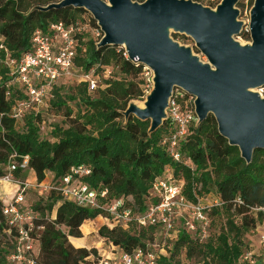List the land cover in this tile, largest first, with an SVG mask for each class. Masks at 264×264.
<instances>
[{"label":"trees","instance_id":"1","mask_svg":"<svg viewBox=\"0 0 264 264\" xmlns=\"http://www.w3.org/2000/svg\"><path fill=\"white\" fill-rule=\"evenodd\" d=\"M61 1L0 0V37L4 38L14 57L30 50L37 30H47L58 22L84 26L79 18L87 13L84 9L43 10ZM125 53L124 48L100 47L93 41L84 46L82 41L75 61L77 67L86 73L94 70L95 75L102 78L104 68L119 67L125 77L119 79L112 74L105 79L103 88L95 92L99 94L95 97L89 93L86 82L79 87L78 95L69 97L62 93L67 82L55 85L48 106L39 113L27 114L21 122L11 117L12 106L15 100L26 99L27 95L12 87V95L7 98L6 90L1 89L0 167L7 166L13 153L18 159L28 156L30 169L41 183L46 180L47 173H53L55 180H59L69 175L72 167L85 165L92 172L83 181L99 192L108 191L104 202L121 201V210H131L135 218L156 203L155 198H150L152 186L166 168L171 167L175 177L184 181V196L194 204L199 202L202 190L214 184L221 200V208H215L214 212L228 215L227 229L217 236L209 235L203 242L182 229L175 240V256L185 250L187 258L200 255L205 264H261L253 257L244 260V240L251 231L264 225V150H256L252 162L247 164L239 148L231 146L220 135L217 121L211 114L204 122L191 127L181 145L180 152L189 162L173 161L161 145L170 133L167 121L150 133V121L125 116L129 102L144 94V81L139 77L145 68ZM131 76L133 79H129ZM70 101L76 102V115ZM52 109L58 113L64 110L69 124L48 123ZM15 175L25 179L24 173L16 172ZM42 199L46 200V205L28 206L38 216L36 224L44 227L39 237L40 262L98 263L97 250L77 249L72 244L83 243L84 240L77 238L83 237L81 227L86 221L107 213L78 207L55 191L43 195ZM9 230L0 200V264L16 246L15 232L9 233ZM157 230V226L144 228L134 221L129 229L104 226L99 234L121 252L131 254L137 249H147L155 241ZM160 261L173 264V257L160 256Z\"/></svg>","mask_w":264,"mask_h":264},{"label":"water","instance_id":"2","mask_svg":"<svg viewBox=\"0 0 264 264\" xmlns=\"http://www.w3.org/2000/svg\"><path fill=\"white\" fill-rule=\"evenodd\" d=\"M239 0H223L211 10L192 0H62L43 10L73 7L88 11L104 33L99 46L124 47L130 60L154 74V89L144 108L132 104L125 111L150 121V133L166 119L175 89L194 97L199 123L213 115L222 137L238 147L250 164L256 150H264V0L251 10V45L235 37L242 32ZM190 36L209 63L180 46L170 31Z\"/></svg>","mask_w":264,"mask_h":264},{"label":"built area","instance_id":"3","mask_svg":"<svg viewBox=\"0 0 264 264\" xmlns=\"http://www.w3.org/2000/svg\"><path fill=\"white\" fill-rule=\"evenodd\" d=\"M85 27L79 23L67 25L63 22L51 24L47 30H37L32 39L29 51L14 57L11 50L0 37V90L5 89L7 98L12 95V87L18 88L27 95L26 99L15 100L11 117L21 122L27 114L43 111L53 98L51 92L55 85L71 80L75 75V64L78 48L84 42L82 36ZM99 44V43H98ZM128 57L127 52L124 54ZM113 67L104 68L103 77L113 74ZM100 76L95 71L84 73L81 82L88 84L90 94L99 88ZM12 91V92H11ZM188 96V97H187ZM195 98L181 89H175L166 110V119L170 124V133L163 138L161 145L167 150L173 161L189 162L180 152L183 142L190 133L192 126L199 124L196 114ZM44 130V128H43ZM7 173L0 176V185L11 183L16 192L9 201H2L3 213L10 227L15 232L16 246L10 260L14 264H43L40 262L39 237L43 226H38V216L25 205V195L31 189V183L16 177V172L31 171L29 157L20 159L13 153L7 164ZM91 169L85 165L72 167L70 174L62 179L51 182L37 183L42 194L51 191L59 193L64 200L72 202L81 208L102 210L106 214L108 227L129 229L132 222L141 227L157 226L165 231L167 238L177 240L181 229H177V221L185 218L184 229L197 236L200 241L209 237V217L207 207L200 202L194 204L183 194L184 181L177 179L171 167H167L163 175L158 177L150 191V198L156 203L151 204L146 212L135 218L129 209H122V202L105 203L108 191L99 192L83 180L91 175ZM238 202L241 203L240 199ZM264 211V209H263ZM102 217V216H101ZM260 246L264 252V225L257 231ZM118 248V247H117ZM99 251V262L96 264H163L160 256L147 249H137L133 253H123L107 261ZM252 254H247L244 260H250ZM92 258V257H90Z\"/></svg>","mask_w":264,"mask_h":264},{"label":"rangeland","instance_id":"4","mask_svg":"<svg viewBox=\"0 0 264 264\" xmlns=\"http://www.w3.org/2000/svg\"><path fill=\"white\" fill-rule=\"evenodd\" d=\"M108 2V0H104ZM141 1V0H140ZM146 0H144L145 2ZM223 0H199V1H194L197 2L204 7H207L211 10H216L217 7L222 3ZM137 3H142L138 1H134ZM255 0H239L235 4V9L239 11V16L237 18L238 21L243 23L242 27V32L239 36L235 37L236 41H238L242 46H247L251 45L252 43V38L250 34V22H251V10L254 6ZM79 18L81 19L82 22H84V27H85V32H84V42L83 45L86 46V43L89 41L95 42L97 45L100 43V41L104 37V33L102 32L101 28L98 26L97 21L93 18V16L87 11L86 14H82L81 16L79 15ZM170 36L171 38L177 42L180 46H183L185 48H189L192 50V53L194 56L198 57L199 60L203 63H209L208 59L205 55L201 53V51L196 47L195 41L190 37L182 33H176L173 30L170 31ZM120 48H124L123 46ZM125 49V48H124ZM126 51V49H125ZM84 73H86L81 67H77L75 70V75L74 77L66 81L63 85V95L66 97L73 96V95H78L79 93V87L83 82H81V77H83ZM113 75L115 78H123L125 75L121 72L119 67L115 68L113 70ZM144 81V85L142 86L144 89V94L142 97L139 99H134L129 102V105H136L139 108H144L145 103L147 101L148 96L151 94V92L154 89V74L153 72L148 69L146 66L144 68L143 74L139 77ZM138 78V79H139ZM129 79H133L131 76ZM137 81V79H134ZM105 83V78H102L100 76L99 78V86L100 90L103 88V85ZM255 92L260 94L262 98H264V87L256 89ZM92 97L98 96V93H92ZM71 107L74 109V115L77 114V106L75 101H70L69 102ZM64 110L62 112H57L56 110L52 109L49 111V117H48V123H64V124H69V119H67L65 116ZM133 116V115H132ZM135 117V116H134ZM7 166H1L0 167V173L5 172L7 173ZM24 178L29 177V172L24 173ZM1 176V174H0ZM31 179L33 178V175ZM53 175L50 173H47L46 179H48L49 182L53 180ZM215 177V176H214ZM38 181H34L31 185L32 190H29L26 195H25V205L31 206V207H38V205H41L39 207H42L46 205V200L42 199L43 194L42 190L37 187ZM4 186H9V191H7L8 197H12L14 193L16 192V187L11 184V183H4L2 184ZM201 186V185H200ZM6 195V194H5ZM46 194H44L45 196ZM199 202L207 207V214L209 217V235L212 236H217L222 230L227 229V219L228 215L225 213L217 214L214 212V209L217 207H220L221 205V200H220V195L217 192V188L214 184H209L207 185V188L202 190V194L200 196ZM221 208V207H220ZM183 217L179 218L177 221V229H184L185 225V218H188V215L183 213ZM53 216L54 213H53ZM237 221H240L239 218H237ZM87 222V223H86ZM83 224V227H81V232L83 234V243L81 244H72L71 239L69 238V241L71 244L77 248H85L88 250H97L98 252L101 251L100 253L102 254V258L110 261L112 258H116L117 256L120 255V249L117 248L113 243H109L105 237L101 236L99 234V231L102 227L108 226V222L105 220L104 216H99L94 220H88ZM89 222V223H88ZM92 223V224H91ZM92 225L94 227L93 232L91 231ZM62 229L66 231V228L62 226ZM83 229V231H82ZM73 238V237H71ZM80 239V238H77ZM245 243V255L247 254H252L253 259L256 262H259L261 264H264V252L260 246L259 239H258V233L255 231H251L247 237L244 240ZM174 244L175 241L167 238V235L165 231L161 228H158L157 232L155 233V241H153L150 245L149 248L157 253L159 256H167V257H173V264H205L203 257L200 255H195L192 258H187L186 251L183 250L179 255H176L173 253L174 250ZM251 258V257H250ZM3 264H13L10 260V256L6 257L5 260H3Z\"/></svg>","mask_w":264,"mask_h":264},{"label":"crops","instance_id":"5","mask_svg":"<svg viewBox=\"0 0 264 264\" xmlns=\"http://www.w3.org/2000/svg\"><path fill=\"white\" fill-rule=\"evenodd\" d=\"M51 175H53L54 176V174L53 173H50ZM30 175H33V178L31 179V177L32 176H30ZM54 178V177H53ZM25 180H27V181H29L31 184L34 182V181H37V177H36V174H35V172L33 171V170H31V171H29V177L28 178H26ZM46 181H48V179H46ZM10 189H9V186H4V185H0V200L1 201H9L10 200V197H8V195L7 194H10V193H7V191H9ZM30 190H32V187H31V189ZM6 194V195H5ZM54 215L55 216H53L54 218L56 217V211L54 212ZM90 222H91V220H90ZM87 223V222H86ZM89 223V222H88ZM92 224V223H91ZM92 230L90 231L89 230V232H93V230H94V227H93V225H92ZM82 231H83V229H82ZM71 239V238H70ZM80 239H82L83 240V238H80Z\"/></svg>","mask_w":264,"mask_h":264}]
</instances>
